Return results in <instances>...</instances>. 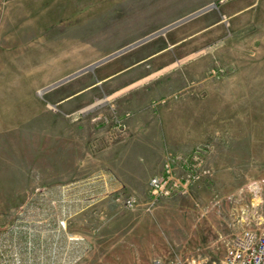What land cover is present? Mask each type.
Wrapping results in <instances>:
<instances>
[{
	"label": "rangeland",
	"instance_id": "obj_1",
	"mask_svg": "<svg viewBox=\"0 0 264 264\" xmlns=\"http://www.w3.org/2000/svg\"><path fill=\"white\" fill-rule=\"evenodd\" d=\"M248 228L264 0H0V264H221Z\"/></svg>",
	"mask_w": 264,
	"mask_h": 264
},
{
	"label": "built area",
	"instance_id": "obj_2",
	"mask_svg": "<svg viewBox=\"0 0 264 264\" xmlns=\"http://www.w3.org/2000/svg\"><path fill=\"white\" fill-rule=\"evenodd\" d=\"M168 183L165 176H154L149 182L155 195L169 194L173 187ZM125 205L132 206V200H125ZM221 264H264V232L248 228L234 234Z\"/></svg>",
	"mask_w": 264,
	"mask_h": 264
},
{
	"label": "crops",
	"instance_id": "obj_3",
	"mask_svg": "<svg viewBox=\"0 0 264 264\" xmlns=\"http://www.w3.org/2000/svg\"><path fill=\"white\" fill-rule=\"evenodd\" d=\"M132 66L130 65V67L128 66V68L127 69H130ZM126 68V67H125ZM127 69H125V70H127Z\"/></svg>",
	"mask_w": 264,
	"mask_h": 264
},
{
	"label": "water",
	"instance_id": "obj_4",
	"mask_svg": "<svg viewBox=\"0 0 264 264\" xmlns=\"http://www.w3.org/2000/svg\"><path fill=\"white\" fill-rule=\"evenodd\" d=\"M115 54H117V53H115ZM115 54H113V55H111V56H114ZM111 56H110V57H111Z\"/></svg>",
	"mask_w": 264,
	"mask_h": 264
},
{
	"label": "bare ground",
	"instance_id": "obj_5",
	"mask_svg": "<svg viewBox=\"0 0 264 264\" xmlns=\"http://www.w3.org/2000/svg\"><path fill=\"white\" fill-rule=\"evenodd\" d=\"M175 223V222H174Z\"/></svg>",
	"mask_w": 264,
	"mask_h": 264
}]
</instances>
